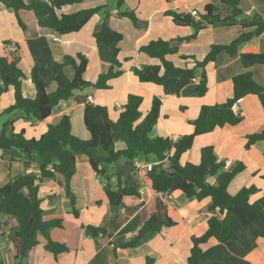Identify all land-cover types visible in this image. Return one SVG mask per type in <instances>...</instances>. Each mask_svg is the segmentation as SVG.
I'll return each mask as SVG.
<instances>
[{
  "label": "crops",
  "instance_id": "crops-1",
  "mask_svg": "<svg viewBox=\"0 0 264 264\" xmlns=\"http://www.w3.org/2000/svg\"><path fill=\"white\" fill-rule=\"evenodd\" d=\"M237 2L244 16L258 14L264 17V0ZM123 3L135 13L138 19L135 25L128 19L118 16L120 11L118 7L108 10L105 0H84L80 4L65 6L57 11V15L61 16L94 7H104L109 13L108 26L123 35L118 54L121 67L115 69L122 74L109 82L110 89L102 91L89 88L75 91L70 99L53 108L50 117L45 121H28L32 122L29 127L32 125L37 130L40 129L36 137L27 130L25 120L18 119L16 113L12 114V119H16L13 124L15 133L23 131L26 139L37 140L49 124L57 125L64 116H68L72 135L80 140H88L90 134L83 124L85 105L90 103L115 122L119 117L120 108L126 103L128 95L132 94L143 97L140 106L142 116L138 124L143 122L150 111L153 97L160 99L162 104L160 118L150 137H168L175 141L180 136L193 133L194 128L189 121L196 119L201 106L221 104L232 97V78L247 71L240 62L241 54L264 53V34L239 45L235 56H229L225 52L219 53L215 63L207 67L208 92L204 97H198L195 93L199 78L178 82L168 79L162 86L140 84L131 69L158 64L157 60L139 52L142 45L159 38L170 40L187 37L192 33L189 27L175 26L171 18L164 15L165 12L178 9L197 12L198 7L201 11L205 5H211L216 8V13L221 18H225L230 16L232 9L223 4L222 0H123ZM102 22L101 12L92 16L76 33L60 35L52 30L40 28L35 23L30 24L28 31L24 32L18 26L13 11L6 9L0 2V57H3L6 51L17 50L18 68L24 75L21 83L22 93L30 98H34L36 94L30 81L32 69L37 67L39 76L48 85L47 92H52L61 87L63 81L53 75L51 66L53 63H62L66 56L84 55L88 61L84 78L94 83L111 65L112 51L103 45H97L94 39V34L101 28ZM252 31L253 28L242 29L240 26L209 27L202 30L191 42L180 43L178 55L170 56L168 59L175 66L183 67L179 66L176 56L180 58V55H189L201 59L209 52L211 46H228L241 33ZM5 43H9V46L6 47ZM124 59L130 61L125 62ZM248 71L252 73L255 82L264 87V63L255 65ZM63 72L70 80L73 79L74 70L71 66L65 67ZM89 97L91 101L87 100ZM13 104L14 94L8 89L1 96L0 112L3 114ZM233 111L241 115L242 122L196 137L192 149L182 158H185V162L197 164L200 149L213 146L218 161L225 162L227 171H232L238 163L244 165V170L227 188L230 195H235L241 188L251 185L264 191L262 178L264 143L255 144L248 150L244 149L247 135L264 130V112L254 95L241 99L233 107ZM2 114L1 116L5 115ZM37 130H34L35 133ZM113 139H117L116 134H113ZM115 148L123 149L124 144L115 141ZM24 172L38 176L39 168L33 163L26 170L20 159L10 161L8 154L0 150V187L8 183L12 177ZM108 174L116 175L111 179L114 183L117 177L124 184L131 180H139L136 171L131 165H126L123 158L109 166ZM209 183L214 184L215 180L212 178ZM63 184V176L55 174L52 179L38 183L37 196L43 211V219L59 220L62 224L61 228H52L49 231L50 240L64 245L68 251L54 257L44 249L46 244L44 236L38 235V244L28 253L24 264H145L146 258H151L152 264H186L192 246L191 237L204 234L206 218L211 215L207 212L209 199L197 202L186 199L180 192H175L165 200L187 220L190 225L189 232L172 246L166 245L156 233H148L134 248H123V245L137 235L141 228L143 219L141 208L120 211L111 209L103 191L104 182L90 169L84 155L77 156L76 172L70 181L77 217L71 214L73 212L71 197L66 195ZM139 193L144 207L149 208L156 204V196H150L146 187L141 186ZM260 195L261 193L253 196L251 202L257 200ZM228 211L242 225L238 240L224 244L209 240L201 246L200 264H264V239L260 237L264 224L243 207H232ZM15 226V221L8 218L0 224V264H14L15 242L10 238V234ZM86 226L100 228L104 230L105 235L99 234L97 238H91L82 229Z\"/></svg>",
  "mask_w": 264,
  "mask_h": 264
},
{
  "label": "trees",
  "instance_id": "trees-1",
  "mask_svg": "<svg viewBox=\"0 0 264 264\" xmlns=\"http://www.w3.org/2000/svg\"><path fill=\"white\" fill-rule=\"evenodd\" d=\"M84 0H0L2 5L12 10L17 24L24 32L28 31L30 24H37L40 28L52 30L60 35L80 31L95 14L103 13L102 26L94 34L97 45H103L112 51L111 65L105 74H102L92 83L84 78L88 61L84 55L66 56L62 63H53L51 70L58 76L63 85L52 92H47L48 85L39 76L37 67L31 71L30 81L36 94L34 98L24 96L21 83L24 75L18 68L19 57L17 50L6 51L0 57V99L11 89L14 94V104L2 114H17L18 119L28 121H45L51 115L52 109L61 102L70 99L75 91L84 89L108 90L109 82L118 78L122 73L115 71L121 67L118 60L119 44L123 35L111 29L107 24L109 13L104 7H94L68 15H57V11L65 6L80 4ZM232 11L230 16L221 18L216 8L205 5L202 12H192L182 9L169 10L164 13L171 18L178 27H189L192 34L187 37H177L170 40L156 39L147 42L139 48V52L157 60L156 65H145L141 68H132L131 72L140 84L162 86L166 80L173 82L194 80L199 78L195 88L198 97H204L208 92L207 67L214 64L219 53L225 52L235 56L239 45L248 42L254 37L264 34V17L258 14L244 16L238 7L237 0H222ZM123 0H117L120 9L118 16L128 19L136 24L138 19L133 11L121 10ZM240 26L242 29L253 28L252 32L241 33L236 40L228 46H211L209 52L201 59L189 55H180L186 66H175L168 57L178 55L179 44L191 42L197 35L209 27ZM9 46V43H5ZM240 62L247 71L232 78L233 95L221 104L201 106L196 119L189 121L193 126L192 134L183 135L175 141L168 137H154L150 134L160 118L161 101L153 97L151 109L142 123L140 106L143 97L128 95L126 103L120 108L118 119L113 122L97 107L87 103L83 111V124L90 134V139L80 140L71 133L70 119L64 116L57 125H48L45 132L37 139H26L24 132L15 133L13 124L16 119H9L2 125L0 132V150L5 151L10 161L20 159L24 169L36 163L39 175L22 173L12 177L8 183L0 187V217L4 216L15 221L10 238L15 242L14 264H24L28 253L37 244V236L42 235L46 240L44 249L54 257L65 253L68 249L49 238L52 228H61L59 220L45 221L43 211L38 199V183L52 179L55 174L63 176L65 193L71 197L74 217L78 216L75 209V198L71 192L70 181L76 172V158L87 157L90 169L96 177L104 182L103 191L108 203L114 211L122 209L141 208L143 219L137 235L133 236L123 248H134L142 237L148 233H156L166 245L172 246L183 235L189 232L190 225L187 220L172 206L166 197L180 192L188 200L209 199L207 212L211 215L206 218V231L199 237H191V249L186 264H200L201 246L213 239L218 244L238 240V233L242 225L228 209L243 207L256 215L264 224V191L254 185L241 188L235 195H230L227 188L231 181L244 170V165L238 163L232 171L225 169V162L218 161L213 146L200 149L197 164L180 160L192 149L194 140L198 136L212 133L225 126H236L242 122L239 113L235 114L233 107L248 95L257 97L264 112V87L253 79L248 71L251 67L264 63V53L241 54ZM125 62L130 61L124 59ZM71 66L74 70L73 79H69L63 69ZM113 134L117 139H113ZM115 141L124 144L123 149L115 148ZM264 143V130L246 136L245 150L251 146ZM153 156L155 162L151 170L136 171L139 180H131L127 184L117 177L112 182L109 166L116 164L120 158L125 159L126 165L133 167L134 159ZM264 157V153H263ZM166 161V164L160 162ZM134 169V168H133ZM215 180L214 184L209 179ZM264 179V176H262ZM141 186L148 189L150 196H156V204L144 207L139 193ZM260 197L251 202L257 194ZM85 234L97 238L99 234L105 235L104 230L92 226L82 227ZM264 239V229L260 234ZM151 258H146L145 264H152ZM218 264V263H214Z\"/></svg>",
  "mask_w": 264,
  "mask_h": 264
},
{
  "label": "rangeland",
  "instance_id": "rangeland-1",
  "mask_svg": "<svg viewBox=\"0 0 264 264\" xmlns=\"http://www.w3.org/2000/svg\"><path fill=\"white\" fill-rule=\"evenodd\" d=\"M132 1H135V0H132ZM137 1H140V0H137ZM167 1V0H166ZM105 2H106V5L108 6V10H111V9H113V8H116L117 9V0H105ZM169 2V1H168ZM110 8V9H109ZM129 7H128V5L127 4H123V6H122V9L121 10H127V11H130L129 9H128ZM200 9V7H198V11H200L199 10ZM202 11V10H201ZM200 11V12H201ZM191 29V28H190ZM192 30V29H191ZM192 34V33H191ZM175 56V55H174ZM176 60L177 61H179V66H186V64H185V62H184V60H182L181 58H179V56H176ZM13 118V116L11 115V114H5L4 116H0V132H1V129H2V125H3V123L5 122V121H7V120H9V119H12ZM32 121V120H31ZM25 122H27V126H26V128H27V130L29 131V133L30 134H33V136H37L38 135V132H39V130H37V128H34L35 126H30L29 127V125H30V123H32V122H28V120H25ZM34 130H37L36 131V133H35V131ZM36 134V135H35ZM28 138H29V136H27ZM31 138V137H30ZM194 147H196V145L194 146ZM148 158V160L150 161V162H155V158L153 157V156H148L147 157ZM144 160L146 159V158H143ZM189 162H191V161H189ZM192 163V162H191ZM180 164H181V166H183L184 164H185V158H182L181 160H180ZM212 181V178H210L209 179V182H211ZM250 213L252 214V212L250 211ZM254 214V213H253ZM255 215V214H254ZM256 216V215H255ZM193 227V226H192Z\"/></svg>",
  "mask_w": 264,
  "mask_h": 264
},
{
  "label": "built area",
  "instance_id": "built-area-1",
  "mask_svg": "<svg viewBox=\"0 0 264 264\" xmlns=\"http://www.w3.org/2000/svg\"><path fill=\"white\" fill-rule=\"evenodd\" d=\"M192 14L194 16H196V13L195 12H192ZM88 101H91V98H87ZM159 162H154V163H151L149 162L148 160H138V159H134L133 161V168L134 170L136 171H142V170H151L153 168L154 165L158 164ZM162 164H166V161H162L160 162ZM6 217L2 216L0 217V224L4 223Z\"/></svg>",
  "mask_w": 264,
  "mask_h": 264
}]
</instances>
